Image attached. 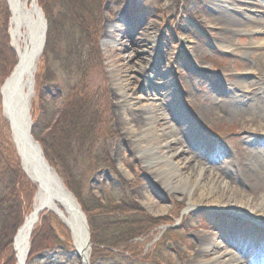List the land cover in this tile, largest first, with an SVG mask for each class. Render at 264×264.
<instances>
[{"label": "rangeland", "instance_id": "374dc122", "mask_svg": "<svg viewBox=\"0 0 264 264\" xmlns=\"http://www.w3.org/2000/svg\"><path fill=\"white\" fill-rule=\"evenodd\" d=\"M222 1L227 3L224 4ZM245 1L255 6L251 5L241 13L238 8L234 11L227 6L232 0H95V3L98 2L99 22L105 16L103 30L98 32L97 38L89 41L87 23L81 22L78 31L81 46L78 47L72 41L67 47L64 39L69 28L67 26L65 28L66 23L61 20V9L58 7L62 1L38 0L39 5L43 7L47 30L49 25L51 27L54 25L56 30L54 34L52 31L54 29L50 30L49 37L46 36L47 40L36 65L35 85L29 110L38 133L37 138L33 137L42 150L41 143L47 139L50 141L48 144L52 154L55 157L63 156L62 165L57 162L56 169L50 165L57 174L64 172L60 178L68 188L70 186L74 190L73 192L69 188L74 196L78 197L85 215L90 217L92 241L90 264H164L162 260L165 258L160 254L163 247L167 251L171 248L173 252L176 250L182 252L178 241L191 240L190 234L183 229L185 224L180 222L181 208L176 205L170 209L166 219L168 221L166 223L170 225L166 232L163 235L152 232L161 222L155 217L148 216V211L141 204L139 192L145 190L151 199L166 207L170 206L172 198L161 189L162 186L158 184L159 177L151 176L150 170L146 168L147 161H155L160 165L165 159H169L180 172H188L190 168L199 166L208 172L220 173L222 180L239 184L235 178V171L246 170L239 163V159L241 154L245 155L244 151L248 147H254L248 145L247 140L259 138L257 126L253 123L258 124L260 117L255 108V98L242 99V95L236 97L235 94H241L240 90L248 92L256 87L259 94L264 89L256 74L245 73L250 71V67H254V63L264 61V45L250 44L252 41L264 40V27L261 32L255 34L232 32L231 47L225 49L227 46L223 48L220 42L222 41L220 35L224 32L209 24L206 10L213 5L224 7L236 19L246 23L248 28L254 24L264 23V7L262 8L264 0ZM45 7L49 8V11L44 10ZM237 7L244 8L242 5ZM118 13H124L130 21L133 19V22L125 23L124 27L111 29L110 25ZM252 19L256 21L253 23ZM138 21L145 26L150 25L149 36L157 35L156 41L165 48V53L157 51L149 56L151 66L146 60L140 61L136 57L132 58L130 65H124V61L120 59L121 56L132 53L133 49L128 48L132 39L137 43L138 39L135 37L141 34ZM7 22L8 9L4 1L0 0V92L2 83L9 76L16 60L12 52L7 50V47L11 50L9 39L5 40L6 35L8 38ZM95 22L94 20L90 26L93 27ZM105 38L109 39L114 47L110 44L105 47L103 41ZM148 46L146 44L137 48V55L140 57L141 51L144 47L148 49ZM237 47L242 54L234 53ZM106 48H109L107 53ZM256 57L259 62L253 61ZM244 66L245 71L242 69ZM143 67L147 72L157 69L162 75V78L158 77L159 73L157 77L150 78L151 84L145 89L141 87L139 81L133 84L130 96L133 98L132 102L136 103L133 108L149 107L147 119L145 113L142 114L143 123L147 122L153 112L159 114L162 111L160 103L165 101L169 103L165 117L163 116L165 123L153 129L160 137L156 136L157 138L153 140H149L148 134H140L138 130L131 133V136L123 130L120 131L121 122L119 123L118 114L121 110H118V103L121 98L114 93L111 83L110 71L119 74L123 83H128L129 80L133 83L132 78L141 79L138 72H141L140 69ZM234 81H238L239 86H235ZM250 82L254 84L248 85ZM164 87H167V90L163 98L161 92ZM107 89L110 100L106 94ZM67 96L65 101L73 99L72 112L89 120L88 126L93 132L91 137L97 138L101 133L102 137L99 139L104 143L101 147L95 146L99 139L94 143L83 136L81 138L75 136L71 138L68 147L61 148L63 145H60V136L64 132V124L58 119L64 106L63 99ZM140 97L144 99L142 102H138ZM232 97L240 100L239 106L244 114L232 116L217 113V108L223 103L222 99L230 100ZM152 104L156 105L155 109H151ZM83 106V110L79 109ZM0 116L5 120L1 105ZM186 120L199 126L200 135L197 136L200 140L194 145L172 142L174 136H171L172 132L176 128L181 131L179 128ZM133 125L123 126L130 129ZM163 128L165 132L171 129L172 132L164 136ZM0 132L8 134L15 150L9 129L0 126ZM140 135L142 137L137 139ZM240 138L246 140L242 141ZM132 141L139 144L138 149ZM257 146L261 148L258 144ZM63 151H67L68 154ZM17 157L21 166L20 158L18 155ZM4 160L0 158V169L3 168ZM132 190L135 196L131 193ZM128 197L131 201L127 200ZM92 207L97 211L91 212ZM190 216V224L205 218L210 230L219 226L223 220L226 223L232 222L230 221L232 215L226 216L219 209L212 213L200 211ZM23 218L22 216L21 221ZM52 229L51 225L48 236L45 237L47 240L45 239L43 244V247H46L36 252L28 264H77L78 258L71 254L73 250L69 251L67 245L51 244L56 237ZM172 229L181 231V237L178 238L177 235L174 237L169 232ZM197 231L204 233L207 229L199 228ZM114 232L123 235L122 241L107 248L113 252L114 258L108 260L99 257L102 250L106 249L107 243L96 242L112 240L116 235ZM96 235L100 237L97 240L94 239ZM156 237H161L160 246L151 255L142 257L146 261L133 259L136 257L134 252L140 251V254H145L146 249L152 247L148 245ZM168 242L169 248L166 247ZM13 260L14 256L8 257L5 264H14Z\"/></svg>", "mask_w": 264, "mask_h": 264}, {"label": "bare ground", "instance_id": "6f19581e", "mask_svg": "<svg viewBox=\"0 0 264 264\" xmlns=\"http://www.w3.org/2000/svg\"><path fill=\"white\" fill-rule=\"evenodd\" d=\"M3 1L8 9V39L14 58L17 59L18 56L20 59L24 53L30 56L28 69L13 74V77L7 81L6 88H3L2 93H0V105L6 118L14 122L12 114L17 113V117H20V119H17L19 123H21L22 115H18L20 109L16 106L14 100L16 101V98H19L21 103L22 99L23 103L29 104L28 110H30V99L33 94V86L35 85L34 75L37 61L45 45L47 25L42 9L43 7L39 5L38 0ZM222 2L224 4L227 3L224 1ZM236 5H242L244 8L237 7ZM251 5L255 6L253 3L245 0H232V2H228L227 4V6L233 8L234 11L238 8V11L241 13L249 9ZM209 7L206 10V15L208 16L207 20L209 24L215 26V29L224 32L223 35H219L222 40L220 41L222 44L221 46H223V48L225 45L227 46L225 49L231 47V41L233 39L231 38L232 32H248L249 34H255L261 32L262 27H264V23L262 22L260 25L254 24L253 27L248 28L246 23L236 19L235 16H232L224 7L215 5ZM263 7L264 5L262 8ZM132 20L133 19L130 21L124 13H118L116 19L110 25V28L112 29L118 26L124 27L126 26L125 23H132ZM252 20L253 23L256 21L255 19ZM104 25L105 16L102 17L100 21V31L103 30ZM138 26L141 29V34L135 37L138 39L137 43L136 41L133 42L134 40L132 39L131 43L128 44V48L130 50L133 49L131 50L132 53L121 56L120 58L124 61V65H130L134 57L140 61L146 60V62L150 63L151 59L149 56L152 53L157 51H162V54L163 52L165 53L163 45H160L156 41L157 35L152 37L149 36L148 29L151 28L150 25L145 26L142 22L138 21ZM103 41L105 47H108L109 44L114 47L109 39L105 38ZM39 44L42 46L41 50L35 48V46L39 47ZM146 44L149 45L148 49L144 47L141 51L142 55L139 57V55H137V48ZM250 44L264 45V40H259L257 42L252 41ZM107 52H109V48H106V53ZM234 53L242 54V51L237 47ZM158 55L161 54L158 53ZM253 61L259 62V59L256 57ZM144 67L140 69L141 72H138L139 78L141 76V79L138 80L135 78L134 80V78H132L134 81L133 83H130V80L128 83H123V79H121L119 74L110 71L112 78L111 83L114 87V93L121 98L119 102L121 104L118 103V110H121L120 114H118L119 123L121 122L120 131L123 130L125 131L124 133H129L131 136V133L138 130L140 134H148L150 136L149 140H153L160 137L154 133L153 129L155 126L160 127V125L163 126L165 123L164 117L169 103H167V101L160 103L162 111L159 114L153 112L149 115L150 118L147 122L143 123L142 114L145 113L144 116L147 119V114L150 113L149 107L137 106L133 108V105L136 104L132 102L133 98L130 97L132 96L133 84H135V81H139L142 84L141 87L145 89L151 84L150 78L153 76L157 77L159 73L158 77L162 78L159 70L152 69L147 72ZM147 67H149V65ZM250 68V71H245V66L242 69H244L247 74H256L260 83L264 86V61H260L258 64L254 63V67ZM234 84L235 86H239L238 81H234ZM253 84L254 82H250L248 85ZM166 90L167 87L162 88L161 93H163V98L166 96ZM240 91L241 94L234 93L236 97L242 95V99H256L255 108L258 110L260 118L258 119V124L253 123L257 126L259 138L247 140V144L253 145L254 147H248L244 151L245 155L241 154L239 159V163L241 166H244L246 170L240 169L239 171H235V178L239 181L238 185L229 183L225 181V179L222 180L220 178L222 177L220 173L208 172L203 167H193L190 168L188 172H180L176 166L172 165L169 159H165L160 165L155 161H147L146 168L150 170L151 176L159 177L158 184L162 186L161 189L172 198L170 206L166 207L151 199L145 190L139 192L142 199L141 204L145 207V210L148 211V216L155 217V219L161 222L155 226L157 228H154L152 232L162 233V235L166 232L170 226L166 223L168 222L166 219L169 216L168 214H170V209L176 205L181 208L182 216L180 222L185 224L183 229L190 234L191 238L188 242L183 240L178 241L181 244L180 248H182V252L178 250H176L177 253L176 251L173 252L171 248L167 251L164 250L165 247H163V251L160 250V254L165 258L162 260L164 264H264V89L259 94L257 87L251 88L248 92L244 90ZM13 92L17 93V97H15ZM106 94L110 100L108 89L106 90ZM67 98L68 96L63 99V102ZM143 100L144 99L141 97L138 98V102H142ZM222 102L223 103L217 108V113L232 116H242L244 114L239 106L240 100L233 99L232 97L230 100L223 98ZM3 104L4 106H2ZM21 107L23 106L21 105ZM152 108L155 109L156 105L152 104L151 109ZM31 119L32 118H30L29 122L34 126V122H32ZM86 120L87 119L84 117L81 120V127L85 125L86 128H81L80 133L84 139H90L92 140L91 142L95 143V141L102 137L101 133L97 138L91 137L93 132L88 126L89 120ZM5 122L8 127L6 119ZM125 124L134 125L132 128L128 129L123 126ZM198 127V125L192 124L190 121L186 120L179 128L181 131L176 128L174 132H172V129L165 132L163 128L162 130L164 132H162V135L165 136L168 135L169 132H172L171 136L174 135L172 142L177 144L184 142L188 145L190 143L194 145L200 140L197 136V134H199ZM133 128H136V130ZM140 137L142 136H138L137 139ZM243 139L246 140V138ZM243 139L240 138L242 141ZM15 140L19 143L17 139ZM132 142L138 149L139 144L136 141ZM103 144V140L99 139V142H97L95 146L99 148ZM257 144L261 148H258ZM42 155L45 158L43 150ZM46 161L48 162L47 159ZM48 164L51 168L43 166L40 167V170H34L31 164H29L27 160H24V170L20 166L23 173L25 174L26 172L31 178L32 181L29 180L32 182L33 191L31 190L29 196V207L27 209L24 208V218L19 222L12 236L11 247L14 256V264H27L29 261V254L34 244V234L37 232L35 228L39 227L43 216L50 218V226L52 225V230L56 234L51 244L61 243L62 245H67L69 251L73 250L71 254L78 258L77 264H90L92 241L88 218L82 210L80 201L67 188L60 178V175L57 174L49 162ZM182 168H184V166ZM131 193L133 195L135 194L133 190ZM127 200L131 201L130 197H128ZM217 209L223 211L226 216L232 215V218H230L232 222L226 223L225 220H223L219 226L212 228L213 230L209 229L205 218L199 219L195 224L189 223L191 220L190 214L194 215V213L200 211L212 213V211H216ZM77 210L81 213L77 214ZM185 217L186 219L184 220ZM256 223H260V225ZM159 227L162 229L160 230ZM199 228L207 229V231L199 233L197 231ZM169 232H171L174 237L177 235L178 238L181 237L182 234L181 231L179 232L177 229H172ZM161 237L153 239V242H151L152 244L150 243L148 245L152 247L150 249L147 248L145 254H140V251L134 252L136 257L133 259L146 261V259L142 257L151 255L159 248ZM167 244L168 246L166 247L169 248V242ZM38 247H43L39 239L36 241L33 250L36 251Z\"/></svg>", "mask_w": 264, "mask_h": 264}, {"label": "trees", "instance_id": "16d2710c", "mask_svg": "<svg viewBox=\"0 0 264 264\" xmlns=\"http://www.w3.org/2000/svg\"><path fill=\"white\" fill-rule=\"evenodd\" d=\"M61 1L62 3L58 5V7L61 9L60 18L61 20L64 21L63 23H66L65 28L66 26L69 28V32L67 35L64 32L65 34L64 43L67 45V47L69 44L72 43V41L78 47L81 46V43L79 41L80 39L78 38V31L80 29L79 24L81 22L87 23L86 27L88 28V30L86 31L88 33V40L92 41L93 38H97L98 32L100 31L99 8L97 7L98 2L95 3V0H61ZM45 9L49 11V8L45 7L44 10ZM94 20L96 21L95 25L91 27L90 24L94 23ZM50 30H52L54 34L56 30L55 26L53 25V27H51V25H49L47 30V37H49L48 35L49 32H51ZM5 40L8 41L7 35ZM7 50L10 53L12 52L8 47ZM67 57L73 59V57H70L68 55ZM72 102L73 99L64 102V106L62 107V110L60 112V117L58 119L61 120V122L64 124V132L60 136V145H63L61 146V148L68 147L69 146L68 143L71 142V138L75 136H79V138H81L82 134L80 133V129L86 127L85 125L81 127V122H82L81 120L83 119L82 117L83 115L82 116L77 114L75 115V113L72 112L73 110V108L71 107ZM79 109L83 110L84 106L79 107ZM0 126L2 127L4 126L6 127V129H8L5 120L2 119L1 116H0ZM35 126L36 124L34 123V126L32 127V133L34 137L37 138L36 136L38 135V133ZM49 142L46 139L43 143H41V145L43 147V151L46 159L56 169L57 162L60 163V165H62L63 156L55 157L49 148V144H48ZM63 152L66 153V155L68 154L67 151H63ZM0 158L1 160L5 159L4 160L5 162L2 161L4 164L2 165L3 168L0 169V264H5L8 257L13 256V252L11 248L12 236L15 231V228L18 226L19 222L21 221V217L23 216V213L25 212L24 208L27 209L29 207V203H30L29 196L31 194V190L33 191V185L23 173L16 152L11 142L9 141L8 134L5 132L2 133L0 132ZM62 174H64V172L63 173L59 172V175H61V177ZM66 186L68 188V185ZM69 188L71 189L70 186ZM93 211L96 212L97 209L95 207L94 208L92 207L91 212ZM96 214L98 215V212ZM87 218L90 226V220H89L90 217L87 216ZM50 228H51L50 218L49 217L46 218L45 216H43L41 219V223L39 224V227L35 228L37 232H35L34 234V244H33V248H31L32 251L29 254V261L32 257H34L33 255L36 252H38L43 248V247H38L36 251L33 250L35 243L38 239L41 241L42 245L45 243V239H46L45 237L46 235L48 236V232ZM114 233H116V235L112 240L105 239L103 241L96 242L102 244L107 243V245H105L106 249L102 250V253L99 255V257L107 258L108 260L110 258H114V254H112L113 252L107 248L113 247L119 241L123 240L122 239L123 235L121 233H117V232ZM98 238L100 237L96 235L94 239L97 240ZM59 245L61 246V244Z\"/></svg>", "mask_w": 264, "mask_h": 264}, {"label": "water", "instance_id": "95a60500", "mask_svg": "<svg viewBox=\"0 0 264 264\" xmlns=\"http://www.w3.org/2000/svg\"><path fill=\"white\" fill-rule=\"evenodd\" d=\"M35 48L41 50L42 46L39 44V47L35 46ZM29 61H30V56L26 53H24L22 58L20 59L17 56L15 66L13 67L9 76L3 81L0 93H2L3 88H6L7 81L13 77V74H17V73H20L28 69L27 67L29 66L28 65ZM13 94L15 95V97H17V93L13 92ZM14 102H16L15 103L16 106L20 109V113L18 115H22L21 123H19L18 121L20 117H17V113L12 114L14 122H11L8 118H6V116L4 115L3 109H2V113L4 115V118L8 122L9 132L11 134L16 153L20 158L21 167L24 170L23 162L24 160H27L29 164H31L34 170H40V167H43V166L47 168H51L48 162L46 161V159L42 155L40 144L35 140V138L33 137L31 133L32 124L29 122L31 118L29 110H28L29 104L23 103L22 99H21V103H22L21 104L19 98H16V101L14 100ZM21 105L23 107H21ZM2 106H4V104ZM15 139H17L19 143ZM25 174L31 180V178L27 175L26 172ZM80 213L81 212L77 210V214H80Z\"/></svg>", "mask_w": 264, "mask_h": 264}]
</instances>
